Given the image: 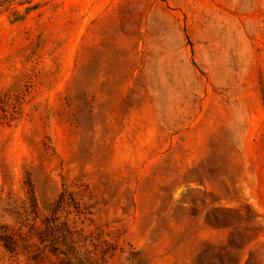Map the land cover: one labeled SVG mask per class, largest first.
Listing matches in <instances>:
<instances>
[{
  "label": "rangeland",
  "instance_id": "obj_1",
  "mask_svg": "<svg viewBox=\"0 0 264 264\" xmlns=\"http://www.w3.org/2000/svg\"><path fill=\"white\" fill-rule=\"evenodd\" d=\"M0 264H264V0H0Z\"/></svg>",
  "mask_w": 264,
  "mask_h": 264
}]
</instances>
